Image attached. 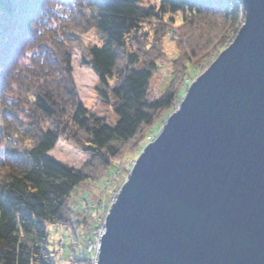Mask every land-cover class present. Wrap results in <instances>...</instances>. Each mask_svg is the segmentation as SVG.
<instances>
[{"label":"trees","instance_id":"1","mask_svg":"<svg viewBox=\"0 0 264 264\" xmlns=\"http://www.w3.org/2000/svg\"><path fill=\"white\" fill-rule=\"evenodd\" d=\"M144 1L0 0V264H56L47 223L72 222L70 197L93 178L48 154L64 134L86 133L96 168L111 169L159 112L174 107L190 57L166 91L151 98L157 61L140 64L131 44L149 39L146 22L181 14L191 25H213L221 17L219 41H225L245 19L242 0H158L147 8ZM92 28L99 43L82 39ZM76 49L99 77L98 90L118 115L115 124L80 99L72 67ZM148 133L138 139L140 147Z\"/></svg>","mask_w":264,"mask_h":264},{"label":"water","instance_id":"2","mask_svg":"<svg viewBox=\"0 0 264 264\" xmlns=\"http://www.w3.org/2000/svg\"><path fill=\"white\" fill-rule=\"evenodd\" d=\"M111 203L96 264H264V0Z\"/></svg>","mask_w":264,"mask_h":264},{"label":"rangeland","instance_id":"3","mask_svg":"<svg viewBox=\"0 0 264 264\" xmlns=\"http://www.w3.org/2000/svg\"><path fill=\"white\" fill-rule=\"evenodd\" d=\"M158 4V0H147L142 3L146 8ZM243 12L245 15L244 8ZM208 22L201 21L191 25L182 18L181 14H167L161 19L153 18L146 22L145 31L149 39L131 42L133 51L140 52V64L143 65L153 58L157 61V68L151 79V98H158L166 91L175 73L184 72L181 70L187 63L184 58L190 57L185 75L181 76L177 83L180 96L174 107L159 112L156 120L146 126L141 135L152 131L156 134L160 133L169 115L179 106L191 82L205 71L220 52L233 41L244 23L243 21L240 26H237L238 30L231 33L225 41H219L224 35V19L217 18L213 25H209ZM82 39L85 42L99 43L102 37L96 28H92L89 32L82 34ZM216 43L218 46H215ZM193 50L197 52L203 50V53L194 56ZM72 67L73 79L83 104L91 112L102 115L109 123L115 124L118 115L113 104L103 99L98 90L99 77L90 66L82 63L81 52L78 49L74 50ZM141 135L126 145L123 153L113 160L114 167L111 169L96 168L97 162L87 149L90 139L82 131L64 134L48 153L64 164L93 173V178L79 184L70 197L69 205L72 209L73 221L67 224L47 223L49 247L57 257L56 264H95L97 251L91 249L89 243H95L98 240L99 233L105 226L111 203L130 174L142 149L149 143L146 136V144L140 147L138 139ZM138 150L140 151L137 152ZM97 172H99L98 176Z\"/></svg>","mask_w":264,"mask_h":264},{"label":"built area","instance_id":"4","mask_svg":"<svg viewBox=\"0 0 264 264\" xmlns=\"http://www.w3.org/2000/svg\"><path fill=\"white\" fill-rule=\"evenodd\" d=\"M158 134H156L154 131L150 132L147 136V139L149 140V142H151L152 140H154L157 137ZM105 232V226H103V229L100 231L99 236H98V240L94 243H89V247L91 249H95L97 251V255L95 256V264L98 261V255H99V248H100V243H101V237Z\"/></svg>","mask_w":264,"mask_h":264},{"label":"bare ground","instance_id":"5","mask_svg":"<svg viewBox=\"0 0 264 264\" xmlns=\"http://www.w3.org/2000/svg\"><path fill=\"white\" fill-rule=\"evenodd\" d=\"M153 141V140H152Z\"/></svg>","mask_w":264,"mask_h":264}]
</instances>
